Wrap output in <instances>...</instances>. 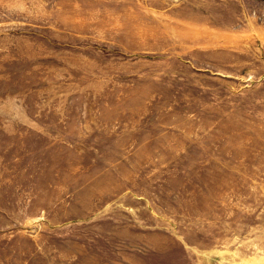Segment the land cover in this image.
Masks as SVG:
<instances>
[{
    "label": "rangeland",
    "instance_id": "rangeland-1",
    "mask_svg": "<svg viewBox=\"0 0 264 264\" xmlns=\"http://www.w3.org/2000/svg\"><path fill=\"white\" fill-rule=\"evenodd\" d=\"M0 264H264V0H0Z\"/></svg>",
    "mask_w": 264,
    "mask_h": 264
}]
</instances>
